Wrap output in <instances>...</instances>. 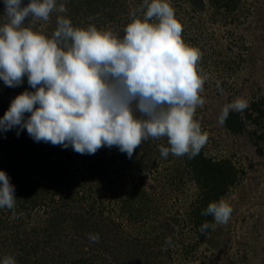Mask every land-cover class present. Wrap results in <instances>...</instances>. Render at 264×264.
<instances>
[{"label": "clouds", "instance_id": "obj_1", "mask_svg": "<svg viewBox=\"0 0 264 264\" xmlns=\"http://www.w3.org/2000/svg\"><path fill=\"white\" fill-rule=\"evenodd\" d=\"M54 11L66 9L57 7V0H29L27 5L4 0L0 79L15 88L27 77L34 91L11 101L0 118V132L26 129L35 142L71 146L82 155L115 146L131 158L143 142L165 137L169 146H158L165 159L200 153L208 141L194 118L205 104L200 95L207 79L199 67L203 54L185 43L169 0H143L122 37L91 24L74 27L70 18L60 16L49 38L36 30V22L48 21ZM248 107L246 99H235L223 107L219 123ZM15 207V186L0 170V208ZM232 212L223 199L210 202L201 215L213 222L205 221L198 230L204 234L227 224ZM88 235L99 242L98 233ZM0 264L17 261L6 255Z\"/></svg>", "mask_w": 264, "mask_h": 264}, {"label": "rangeland", "instance_id": "obj_2", "mask_svg": "<svg viewBox=\"0 0 264 264\" xmlns=\"http://www.w3.org/2000/svg\"><path fill=\"white\" fill-rule=\"evenodd\" d=\"M22 3L27 5L29 0H22ZM239 4L237 10L232 13V22L229 18L228 24L223 25L225 18L219 14L215 23H208L209 27L214 29L217 40L212 42L209 39L207 41V43L211 42L210 46L215 47L214 50L208 47L209 44L203 48V51L200 50L205 56L202 57L199 67L206 74L209 84L204 85V90L200 93L205 99V104L196 109L194 117L199 121L202 132L208 134V141L201 149L202 153L213 159L229 160L240 172L237 175L239 180L231 185L227 193L221 197L233 208L228 223L217 225L215 230L210 229L204 234L191 227L192 223L187 214L193 209V200H196L197 195L200 196V185L194 178H189L186 173L182 178L183 175L176 170V167L180 168L186 156L176 157L170 154L168 157H171V160H166L161 156L158 146H168L166 137L143 142L134 151L131 158H128L126 153H121L115 146L112 148L102 147L93 155L79 154L69 146L67 152H70V155L64 157L67 161L70 158L71 161L68 162V165L72 168L82 165L84 159L88 160L94 157L92 159L95 164L99 163L102 157H106L104 160L108 162L110 173L103 174L116 178L114 171L116 167L117 169L121 168L120 163H117L119 157H125L126 161H131L128 165H133L132 161L137 158L140 160V156H142L138 164L141 171L132 170L135 176L121 173L122 175L112 185L104 182V185H108L107 188H100V194L104 196L106 206L104 218H101V215L97 216L99 211L93 215L88 212L87 208L86 211L84 210L85 214L82 218L84 220L82 222L84 223L83 229L79 234L70 227V222L74 219L64 222L63 225L67 229V233L62 234L63 239L59 237L56 239L54 244L58 243L56 244L57 248L50 247L48 253L40 251V254L45 258L41 264H62L59 263L60 260L69 261V259L74 260L80 256L91 257L93 264H264V138L257 139L255 134L257 132V135H264V117L257 122L248 123L245 131L240 134L231 133L218 120L223 107L237 98L246 99L249 107L253 101L264 100V0H240ZM211 13V7L207 4L203 19L210 18ZM235 18H238V22L233 25ZM27 23L28 20L25 21V24ZM54 23L51 14L48 21H37L36 29L47 34L50 38L54 32ZM230 23L232 30L238 36L234 40L238 45L235 49L238 50L240 47L243 55V60L238 63L234 71L224 68L225 62L221 60V57L227 56L228 44L231 42L223 36ZM202 42L205 41L201 40ZM220 51L224 52L223 56L219 55ZM207 56L209 59L206 63L205 57ZM221 81L227 85L218 87L217 83ZM7 91H10L8 87L1 83L0 94L7 95ZM9 99L13 100L10 96ZM261 107L264 108V103ZM144 143H152V147L156 144L157 147L150 148L147 157L143 158V155L147 153ZM114 154L118 157L114 158ZM39 161V159L37 161V159L30 158L33 165L30 164L28 168L33 171L34 176L38 172ZM143 179H147L151 184V186L145 185L144 187L149 190L146 196L153 198L149 202H152L150 206L154 210L148 211L147 207L144 210L145 218L139 219L122 214L123 197L122 199L121 197L115 198L114 194L120 195L121 191L126 192L128 184L134 182L138 185ZM94 185L96 184L94 183ZM138 201L136 198V202ZM177 210L191 229H186V227L183 232H179L177 228L171 231L168 227L163 226L159 230L160 233L154 230V228H158L159 224L161 225L160 221L172 218ZM30 213L32 218L29 215H23V213V218L16 216L17 218L12 222L16 225L20 223L22 229L27 224H36L42 220L43 211L36 215L34 209ZM110 217L115 223H121V227L124 229L123 231L119 230L121 238L119 240L122 242L127 240L139 248L143 245L146 246L147 252L145 251V253L149 257L148 255L139 257L134 253V245L121 248L120 242L116 240L117 227L112 228L111 233L105 235L104 239L100 237L99 242L94 243L89 240L88 234L95 233L97 221L102 219L99 224L104 223L105 226H108ZM0 218L6 221L14 216L9 215L7 210L0 214ZM8 233L9 231L0 230V260L6 255L17 252L13 250L16 249L14 245V247L12 246L14 241L11 239L14 240L13 238L10 237L7 240L8 243L4 242ZM121 233L123 234L121 235ZM125 237H127L126 240ZM168 238H171L170 244L166 243ZM152 245L158 249L166 248L167 250H163V252L156 249L149 250ZM128 248L129 250H127ZM56 252L58 254H55ZM52 254H54V258L51 256ZM15 259L18 264L19 260Z\"/></svg>", "mask_w": 264, "mask_h": 264}, {"label": "trees", "instance_id": "obj_3", "mask_svg": "<svg viewBox=\"0 0 264 264\" xmlns=\"http://www.w3.org/2000/svg\"><path fill=\"white\" fill-rule=\"evenodd\" d=\"M169 2L175 9L176 18L183 25L182 37L185 43L189 46L197 47L201 51H203V48L208 44V47L211 49L214 50L215 48L212 45L210 46L211 42L207 43L209 39L212 40V42L217 40L214 29L210 28L208 23H215L218 18L217 16L222 14L223 18H225V23L223 25H227V20L230 18V22H232V13L240 6V0H169ZM142 3L143 0H57V7L59 4H62L67 11L65 13L59 11L51 13L55 21L53 31H55L57 27V18L63 16L70 18L74 27L86 28L91 24L95 25L97 29L111 30L114 34L122 37L124 35V28L134 18L131 13L135 9L140 8ZM207 4L211 7L212 13L210 14V18L203 19V13L207 10ZM3 14L4 0H0V25L4 22ZM137 15L142 16V13H137ZM237 22L238 18H235L233 25H236ZM231 27L232 25L230 23V25L227 26L228 30L226 34L223 35L231 41L228 44L227 56L224 55L223 51H220L219 55H224V57H221L222 62H225L224 68L234 71L238 63L243 60V55L240 47L238 50L235 49L238 45L234 40H236L238 36ZM45 35L48 36L47 34ZM201 40L205 42L201 43ZM242 47H244V45H242ZM233 52H235V54H233ZM203 56L205 55H202V57ZM205 59L207 63L209 56L205 57ZM1 83L4 84L2 79H0V84ZM207 83L209 84L206 79L204 85H208ZM217 84L220 88L227 85L224 81ZM8 89L10 91H7V95L0 94V118L4 116L10 106L11 100L9 96L14 99L25 90L34 91L28 85L27 77H24L23 84L16 89L14 88L15 90L11 87H8ZM263 103L264 100L257 102L253 101L250 107L244 110L243 113L230 112L224 123L226 129L233 134H240L245 131L248 123L257 122L264 117V108L261 107ZM26 115L28 114L26 113ZM17 131H19V135H17ZM255 134L257 139L264 138V135H257V132ZM144 146L147 149V153L143 155V158L147 157L150 148L157 147L156 144L152 147V143H144ZM67 149L59 145L54 146L51 143L35 142L28 135L26 129L19 130L14 128L6 133L0 132V170L6 172L10 178V183L15 186L16 197V207L14 210L0 208V214L5 213L7 210L9 215H13V211L16 213L15 216L13 215L14 218L6 221L0 218V230L4 232L9 231L4 242L8 243L7 240L10 237L14 239H11V241H14L12 246H15L16 249L13 250L17 252L11 253V255L19 260L18 264H41L45 258L40 254V251L48 253L50 247L54 249L57 246L56 244L58 243L54 244L56 239L58 237L63 239V237H61L63 236L62 234L67 233V229L64 227L63 223L68 220L70 222V219H74L70 222V227L79 234L83 229L84 223L82 222L84 220H82V218L85 214L84 210L86 211L87 208L88 212L93 215H96L95 212L99 211L97 216L101 215L100 217L104 218V215H106V206L104 196L100 194V188H107L108 185H112L114 181L122 175L121 173L129 176L134 174V170L141 171V167H139L138 164L142 156H140V160L137 158L132 161L133 165H128L131 161H126L125 157H119L117 163H120L121 168L117 169L116 167L114 171L116 178L113 176L107 177L108 174H103L110 173L108 162L104 160L106 157H102V160L100 159L99 163L95 164L93 162L94 159H92L94 157L88 160L84 159L82 165L72 168L68 165V162L71 161L70 158H68L67 161L64 157L65 155H70ZM116 157L118 156L115 155L114 158ZM30 158L37 159V161L38 159L40 160L38 163V172L35 176L33 171L28 168L31 164ZM171 159V157L166 158V160ZM97 170H100L102 173H99ZM176 170L183 175L182 178H184L186 173L189 178H194L200 185V196L197 195L196 200H193V209L187 215L192 223L191 227H194L196 231L201 233L198 229L202 223L205 221L210 223L213 222L211 216H203L201 212L210 202L219 201L221 197L227 193L229 187L239 180L237 175L240 172L232 165L231 161L206 157L202 151L192 159L186 156L180 168L176 167ZM104 182L108 185H104ZM94 183L96 185H94ZM145 185L151 186L147 179H143L138 185L132 182L127 185L128 187L125 189L127 190L126 192L121 191L120 195L118 193L114 194L116 196L115 198L121 197L122 199L123 197L121 206L122 214H127V216L131 218L136 217L139 219L145 218L144 210L147 209V207L148 211L154 210L150 206L152 202H149L151 199L153 200V198L146 196L149 190L147 187H144ZM136 198L139 200L138 202H136ZM34 209L36 215L43 211L41 214L42 220L38 221L36 224H27L21 229L20 223L16 225L12 222L17 217L23 218V213V215L26 214L32 218L30 211ZM178 212L179 210H177V213L172 218L160 221L161 225L159 224L158 228H154V230L160 233L159 230L163 226L168 227L171 231L177 228L179 232H183L186 227V229H191ZM77 219L78 221H76ZM100 221H102V219L97 221L98 223L94 231L99 234V237L104 239L105 235L111 233L112 228L117 227L118 235L116 240L120 242V247L126 248L128 245H134L126 240L127 237H125L126 241L124 242L119 240L121 239L119 230H124L121 227V223H115L111 217L109 218L110 224H107L108 226H105L106 224L104 223L99 224ZM103 221L105 222L104 219ZM208 231H210V229H208L207 232ZM122 234L123 233H121V235ZM136 246L134 245V253L138 254L139 257H143V255L147 257L148 254L145 253V251L147 252V247L144 245L140 248ZM153 249L163 252V249H158V247L156 248L154 245L149 247V250ZM127 250H129V248ZM55 254H58V252ZM53 255L54 254L51 256L54 258ZM60 261L59 263L62 264H93L92 258L87 256H80L74 260L69 259V261Z\"/></svg>", "mask_w": 264, "mask_h": 264}]
</instances>
